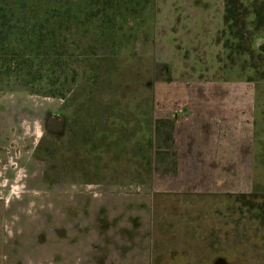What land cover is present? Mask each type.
Returning a JSON list of instances; mask_svg holds the SVG:
<instances>
[{
  "label": "rangeland",
  "instance_id": "obj_1",
  "mask_svg": "<svg viewBox=\"0 0 264 264\" xmlns=\"http://www.w3.org/2000/svg\"><path fill=\"white\" fill-rule=\"evenodd\" d=\"M225 2L0 0V264H264V80L227 70Z\"/></svg>",
  "mask_w": 264,
  "mask_h": 264
},
{
  "label": "trees",
  "instance_id": "obj_2",
  "mask_svg": "<svg viewBox=\"0 0 264 264\" xmlns=\"http://www.w3.org/2000/svg\"><path fill=\"white\" fill-rule=\"evenodd\" d=\"M259 32H264V0H226L222 37L227 70L239 66L238 73H246L252 69L247 79L264 80V43L255 50L250 37Z\"/></svg>",
  "mask_w": 264,
  "mask_h": 264
},
{
  "label": "crops",
  "instance_id": "obj_3",
  "mask_svg": "<svg viewBox=\"0 0 264 264\" xmlns=\"http://www.w3.org/2000/svg\"><path fill=\"white\" fill-rule=\"evenodd\" d=\"M200 98H203V97H200ZM200 100V99H199ZM201 101V100H200ZM217 102H223L222 100H218ZM202 111H200V116L199 118L195 117L193 120H190V122L188 123V127H193L196 129H200V130H204L206 131V133L208 134V128H211L213 130H216L217 133H220L222 134L223 132L220 131V129L224 128L226 125V122L228 121H232L231 120V117L229 118H225L223 117V120H217L216 117H214V121L212 119H210L208 116H209V113L207 115H204L201 113ZM235 120V119H234ZM231 123V122H229ZM243 124H248V123H245L243 122ZM210 135V134H208ZM213 135L214 137H216V133L213 132ZM211 136V135H210ZM205 146H212V147H206L210 150H214V151H217V152H224V151H235V150H239V149H242V146L241 148L238 146V144H235L233 141L230 142V141H227V143L225 142H221L219 141V139H215L214 141L211 142H207V143H204ZM191 149V148H190ZM189 149V150H190Z\"/></svg>",
  "mask_w": 264,
  "mask_h": 264
}]
</instances>
